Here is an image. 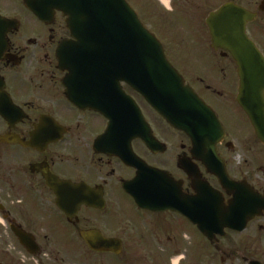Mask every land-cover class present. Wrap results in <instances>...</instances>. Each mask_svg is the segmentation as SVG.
Returning a JSON list of instances; mask_svg holds the SVG:
<instances>
[{
  "label": "flooded vegetation",
  "instance_id": "af4514ba",
  "mask_svg": "<svg viewBox=\"0 0 264 264\" xmlns=\"http://www.w3.org/2000/svg\"><path fill=\"white\" fill-rule=\"evenodd\" d=\"M54 1L0 0V264H264V251L234 240L256 229L264 246V211L243 232L222 236L218 215L214 237L203 231L204 192L238 220L252 190L264 197V145L248 148L239 65L209 26L228 7L264 59V0H126L217 114L212 168L128 83L67 80L60 49L77 40Z\"/></svg>",
  "mask_w": 264,
  "mask_h": 264
},
{
  "label": "water",
  "instance_id": "95a60500",
  "mask_svg": "<svg viewBox=\"0 0 264 264\" xmlns=\"http://www.w3.org/2000/svg\"><path fill=\"white\" fill-rule=\"evenodd\" d=\"M53 6L69 16L68 26L77 40L75 44H63L60 49L61 68L71 73L67 80L106 76L118 84L128 83L172 127L192 139L197 158L211 168L219 161L216 149L224 131L217 115L185 84L167 60L161 43L143 26L125 0H81L76 5L69 0H55ZM209 26L214 43L232 49L239 65L237 101L264 144V59L248 40L243 26L232 23L228 7L212 16ZM212 200L213 193L204 192L203 231L210 239L214 237L215 215L220 216L219 232L224 236L225 227L242 232L247 220L264 211V197L253 190L247 196L246 220L228 218ZM234 211L240 212L239 204ZM233 221L243 224L242 227H233ZM17 235L26 245L24 237Z\"/></svg>",
  "mask_w": 264,
  "mask_h": 264
},
{
  "label": "rangeland",
  "instance_id": "374dc122",
  "mask_svg": "<svg viewBox=\"0 0 264 264\" xmlns=\"http://www.w3.org/2000/svg\"><path fill=\"white\" fill-rule=\"evenodd\" d=\"M245 137H247L248 139L247 140V144L249 146L248 148H251L252 154L253 155L258 154L259 152L254 150V148H257L258 150H260L261 146L257 144V139H256L253 129L250 130V136L249 134H246ZM240 146L241 147H238L237 151L233 155L237 159V161H235L236 163L242 162V159L245 157V153L247 155L248 148L245 149L244 147H242L243 145H240ZM0 236H3V235H0ZM235 238L237 241H240L239 245L244 242L250 243V247L252 246L251 252L254 253V255H260L261 253L263 254L264 246L261 245L260 233L259 232L257 233L256 229H251L250 231H247V233L244 236L234 237V240ZM254 243H256V245H254ZM2 248L3 246L0 244V252ZM0 262H2V257H0Z\"/></svg>",
  "mask_w": 264,
  "mask_h": 264
}]
</instances>
